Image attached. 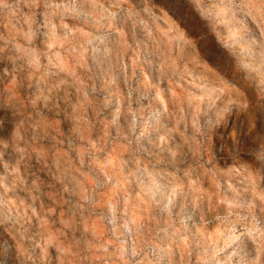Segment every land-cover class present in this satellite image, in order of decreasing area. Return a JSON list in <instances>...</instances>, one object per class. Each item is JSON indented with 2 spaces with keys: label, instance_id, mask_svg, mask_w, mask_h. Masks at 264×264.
Instances as JSON below:
<instances>
[{
  "label": "rangeland",
  "instance_id": "rangeland-1",
  "mask_svg": "<svg viewBox=\"0 0 264 264\" xmlns=\"http://www.w3.org/2000/svg\"><path fill=\"white\" fill-rule=\"evenodd\" d=\"M0 264H264V0H0Z\"/></svg>",
  "mask_w": 264,
  "mask_h": 264
}]
</instances>
